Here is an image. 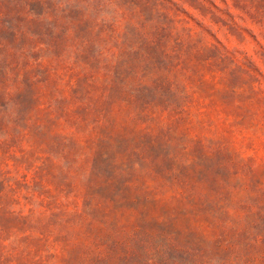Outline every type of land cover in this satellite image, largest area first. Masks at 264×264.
<instances>
[{"label": "rangeland", "instance_id": "1", "mask_svg": "<svg viewBox=\"0 0 264 264\" xmlns=\"http://www.w3.org/2000/svg\"><path fill=\"white\" fill-rule=\"evenodd\" d=\"M0 264H264V0H0Z\"/></svg>", "mask_w": 264, "mask_h": 264}]
</instances>
